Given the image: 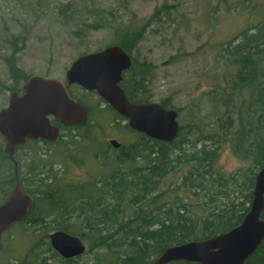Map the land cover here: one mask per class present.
I'll use <instances>...</instances> for the list:
<instances>
[{"label": "trees", "instance_id": "trees-1", "mask_svg": "<svg viewBox=\"0 0 264 264\" xmlns=\"http://www.w3.org/2000/svg\"><path fill=\"white\" fill-rule=\"evenodd\" d=\"M168 6H158L149 18L133 15L125 22L113 18L96 0H68L57 9L63 22H75L77 38L102 29L109 32L111 45L123 47L132 57V66L123 72L120 83L127 98L152 102L156 68L132 54L152 21L167 13ZM260 9L258 22L223 43L232 72L224 74L223 83L191 101V120L180 123V133L172 142L133 130L100 96L105 106L99 111L114 113L110 125L133 140L116 149L97 141L95 132L105 128L104 121L95 116V111L100 113L97 105L89 106L70 86L71 95L89 107L87 122L62 126V136L55 143L29 141L25 146H34V154L27 171L20 168L24 163L18 159L25 146L14 154L20 184L34 196L29 215L19 224L29 223L46 236L42 239L44 252L35 253L40 261L30 264H50V252L62 262L74 261L53 248L49 234L55 230L83 239L87 252L93 254L91 264H148L168 246L211 237L242 222L252 202L256 175L264 166V6ZM83 11L88 16L85 20L77 18ZM6 40L12 49L5 57L14 80L12 90L22 93L20 82L29 76L18 65L19 40ZM21 41L24 45L25 40ZM158 102L176 108L181 115L183 107H175L169 98ZM4 145L0 135V204L16 182L14 163ZM225 148L241 161L226 174L217 166ZM67 163L88 170L89 175L73 180ZM247 263L264 264V241ZM168 264L197 263L180 260Z\"/></svg>", "mask_w": 264, "mask_h": 264}, {"label": "rangeland", "instance_id": "rangeland-1", "mask_svg": "<svg viewBox=\"0 0 264 264\" xmlns=\"http://www.w3.org/2000/svg\"><path fill=\"white\" fill-rule=\"evenodd\" d=\"M65 1L68 0H0V108L8 105L11 93L16 91L12 90L14 80L5 62L6 55L12 52L6 38L18 37V65L28 76L41 74L61 79H65L66 71L78 56L113 43L112 35L103 29L92 32L88 37L77 38L73 34L75 22H63L58 13V4ZM96 3L112 12L113 18L124 22L133 15L138 19L149 18L158 6L169 5L167 13L152 21L132 55L139 62L147 60L154 64L153 101L167 97L175 107H183L179 116L182 124L191 120V101L204 90L223 83L224 74L232 72L223 43L258 22L262 16L260 8L264 6V0H96ZM77 18L85 20L88 16L83 11ZM23 39L25 44L21 45ZM24 82L21 81L20 86ZM71 87L73 93L89 106L97 105L98 111L105 106V101L100 100L96 92L87 91L77 84ZM95 116L105 125L104 129L95 132L93 137L97 141L109 143L114 149L112 139L120 143L133 140L132 136L123 135L110 125L114 113L95 111ZM33 147L25 146L17 154L24 163L20 168L25 171L33 161ZM56 162L58 164L61 160ZM240 163L230 149L225 148L219 155L217 166L226 174ZM67 164L73 180L89 175L88 170L74 163ZM2 195L0 184V198ZM29 226V223H24L6 233L7 243L11 240L10 251L3 254L1 262H9L13 258L12 261L20 263L25 258L34 263L40 259L36 256L44 252L43 247L46 246L42 247V239L46 236ZM92 259L93 254L87 250L73 262H62L50 252L48 263L91 264Z\"/></svg>", "mask_w": 264, "mask_h": 264}, {"label": "water", "instance_id": "water-1", "mask_svg": "<svg viewBox=\"0 0 264 264\" xmlns=\"http://www.w3.org/2000/svg\"><path fill=\"white\" fill-rule=\"evenodd\" d=\"M132 65L131 55L119 45L78 56L66 71L65 79L33 74L23 84V94L13 91L8 105L0 108V135L5 154L14 159L17 147L40 139L57 142L62 126H83L89 118V107L70 93L77 84L96 91L129 126L157 140L172 142L181 130L179 112L157 101L132 102L121 86L123 72ZM56 119L58 123H54ZM118 148L121 143L112 139ZM17 165V162H15ZM16 182L9 197L0 204V234L14 222L27 218L34 196L21 187L17 169ZM264 166L256 175L253 198L242 222L232 229L199 240L168 246L148 264H168L184 260L197 264H248V258L264 241ZM53 248L70 258L86 252L79 236L64 230L49 234Z\"/></svg>", "mask_w": 264, "mask_h": 264}, {"label": "flooded vegetation", "instance_id": "flooded-vegetation-1", "mask_svg": "<svg viewBox=\"0 0 264 264\" xmlns=\"http://www.w3.org/2000/svg\"><path fill=\"white\" fill-rule=\"evenodd\" d=\"M132 63H133V61H132ZM132 66V65H131ZM130 66V67H131ZM71 86V85H70ZM70 86H69V88H70ZM70 90V89H69ZM18 92V91H17ZM24 92V91H23ZM23 92L22 93H20L19 92V94H23ZM87 105V104H86ZM54 120V119H53ZM40 140H42V139H40ZM4 141V140H3ZM47 141V140H46ZM29 142V141H28ZM27 142V143H28ZM49 142V141H48ZM50 143H52V142H50ZM27 145V144H26ZM5 146V145H4ZM25 146V145H24ZM21 147H23V146H21ZM18 148V147H17ZM17 148H16V150H15V153L14 154H16V151H17ZM119 148V147H118ZM14 159H12V161H13V163H14V173L16 174V169H17V174H18V171H19V161L15 158V157H13ZM11 159V158H10ZM15 162H17V165L15 164ZM22 187V186H21ZM23 189V188H22ZM24 190V189H23ZM8 198V197H7ZM5 201V200H4ZM26 219V218H25ZM25 219H23V220H20V221H16V222H14L13 223V225L9 228V229H7V230H5L2 234H0V259L3 257V254L5 253V252H7V251H10L9 250V245L11 244V240H10V242H8L7 243V239H5L6 238V233H10L11 232V230H12V228L13 227H15V226H18V225H22V224H24V223H22V224H19V223H21V222H23ZM84 254V253H83ZM83 254H80V255H76V256H73V257H70V258H66V257H64L65 259H72V260H75V258H77V257H80V256H82ZM62 256V255H61ZM63 257V256H62ZM25 259V258H24ZM22 260V261H20V263H18V262H16V261H12V260H14L13 258H10L9 260H11V261H9V262H1L0 261V264H30L29 263V261H26V259L25 260Z\"/></svg>", "mask_w": 264, "mask_h": 264}, {"label": "bare ground", "instance_id": "bare-ground-1", "mask_svg": "<svg viewBox=\"0 0 264 264\" xmlns=\"http://www.w3.org/2000/svg\"><path fill=\"white\" fill-rule=\"evenodd\" d=\"M9 197V196H8Z\"/></svg>", "mask_w": 264, "mask_h": 264}]
</instances>
